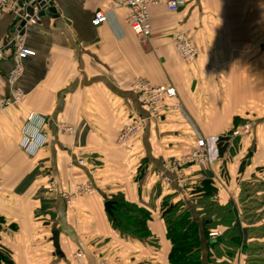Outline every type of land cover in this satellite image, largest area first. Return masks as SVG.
<instances>
[{
    "label": "crops",
    "instance_id": "obj_1",
    "mask_svg": "<svg viewBox=\"0 0 264 264\" xmlns=\"http://www.w3.org/2000/svg\"><path fill=\"white\" fill-rule=\"evenodd\" d=\"M53 8L57 18L25 27L34 55L23 61L16 84L24 98L0 110V252L12 264H169L162 203L182 200L191 210L187 192L200 196L195 187L208 178L214 191L208 201L231 216L227 229L221 213L206 223L223 235L236 227L232 236L251 249L247 264H264V0H185L172 14L151 7V36L143 44L124 22L128 9L112 0H54ZM97 11L107 20L94 27ZM14 19L0 11V42L14 31ZM177 33L196 50L189 64L172 45ZM15 64L7 47L0 101L10 97ZM143 81L173 88L180 112L147 119L134 91ZM30 114V134L38 140L33 157L19 146ZM137 116L147 119L142 134L117 147V135ZM223 136L227 147L207 175L193 165L196 174L183 171L186 185L173 175L169 184L161 179L168 161L196 140ZM80 182L96 194L74 195ZM116 196L149 213L148 237L112 227L103 204ZM53 231L62 258L54 254ZM238 248L229 264L246 263Z\"/></svg>",
    "mask_w": 264,
    "mask_h": 264
},
{
    "label": "built area",
    "instance_id": "obj_2",
    "mask_svg": "<svg viewBox=\"0 0 264 264\" xmlns=\"http://www.w3.org/2000/svg\"><path fill=\"white\" fill-rule=\"evenodd\" d=\"M44 3L43 8L53 7L54 0H42ZM114 4L120 5L128 9V14L124 19L125 24L132 32L134 37L139 43H145L151 36V21H150V8L163 6L169 13H175L184 3L185 0H112ZM0 11H4L18 17L19 21L16 22V27L7 41L0 42V60L5 54L7 47L12 48V52L16 61L14 69L9 74L8 83L10 85V97L0 101V110L5 107H12L19 105L24 98V91L16 86L19 81L24 67L23 61L34 53L28 50L25 46L24 29L29 24H37L40 22V17L37 16V10H34V15L26 21L23 28L19 27V22L28 18L24 9L18 7V0H0ZM107 16L104 11H97L93 14L91 23L94 27L101 26L106 23ZM172 45L177 53L179 60L184 64H189L196 57V50L190 39L183 33H177L173 37ZM260 45L264 47V33L260 39ZM136 100L141 108L146 112L147 119H155L165 114H175L181 107L177 100L176 92L171 87H153L148 82L143 81L134 86ZM137 116L133 121L127 124L116 138V145L119 148H127L133 141L138 138L146 125L147 119ZM33 115L30 114L27 122L22 129V139L20 141V148L33 157L37 151L36 141L30 134V122ZM65 132L73 133L71 129H65ZM42 145V144H41ZM35 146V150L33 147ZM195 150L192 154L188 153L182 155L179 159H170L166 165L165 174L161 175V179L169 184L171 183L170 177L173 175L175 179L184 180L185 168H191L193 165H206L208 158L206 157V144L205 141L199 140L195 145ZM180 182V181H179ZM182 184V182H180ZM3 189L2 180L0 178V191ZM50 191L56 192L53 184H51ZM76 191L83 193V195L91 196L95 193V187L89 183H84L76 186ZM68 203V201L66 200ZM221 233L219 231L208 230L209 243L216 242ZM80 254H78V257ZM107 264V263H100Z\"/></svg>",
    "mask_w": 264,
    "mask_h": 264
},
{
    "label": "trees",
    "instance_id": "obj_3",
    "mask_svg": "<svg viewBox=\"0 0 264 264\" xmlns=\"http://www.w3.org/2000/svg\"><path fill=\"white\" fill-rule=\"evenodd\" d=\"M227 141L228 139L226 136L219 137L217 139L216 147L219 156L222 155L227 147ZM204 184L207 185L208 182L205 181ZM195 190L197 192L205 190L207 194L214 193L213 188ZM111 200L117 202L116 212H114L113 215L114 218L111 219L109 217L111 225L115 230H118L121 234H135L140 238H146L149 236V232L146 228V223L149 220V213L127 204L120 196H116ZM167 200L165 199L162 203V219L164 220L166 226V237L172 246L168 256L169 264H201V259L199 258V254L202 251L201 236H204V239L207 240L208 229L206 222L208 220L205 219L202 221L205 230L202 234L199 229L200 227L191 220L189 213H183L182 215L176 217L174 221H170L167 216H173V212L175 211L177 205L167 204ZM207 242H209V240H207ZM216 242H219V240ZM206 245L208 246L210 244L207 243ZM204 255L205 257H208L205 252ZM2 263L12 264L8 257L0 252V264Z\"/></svg>",
    "mask_w": 264,
    "mask_h": 264
},
{
    "label": "rangeland",
    "instance_id": "obj_4",
    "mask_svg": "<svg viewBox=\"0 0 264 264\" xmlns=\"http://www.w3.org/2000/svg\"><path fill=\"white\" fill-rule=\"evenodd\" d=\"M180 110L177 113H175V114H178L180 112ZM247 131H245V132H247ZM198 140L205 141V144H206V157L208 158V162L204 166L203 165H197L196 167H199V171L205 172L206 175H207V171L206 170L207 169H210V171L212 170L211 168H209V165L212 162H214L215 160L217 162L218 159H219L218 158L219 154H218V150H217V147H216V140L217 139L214 140V138H213V139L205 140V139L202 138V139H198ZM196 143H197V140H196ZM210 143H212V146H209ZM194 148H192L191 150L188 151V155L193 153V151L195 150ZM217 154H218V157H217ZM180 157H182V156L174 157V159H179ZM185 171L188 173L189 176L196 174V173L193 172L194 170H192L191 168H185ZM195 172H197V171H195ZM183 176H184V180L177 179L178 180L177 182H179V181L182 182V184L179 182V184L182 185V186L186 185L188 183V177L186 175H183ZM205 179L206 180H204L203 182L205 183V181H206V182H208V184L206 185V184L203 183L204 185L201 184L200 186L195 187V189H199V188L200 189H212L213 188V182L210 181L211 179L210 180H207L208 178H205ZM78 184L81 185L82 182H80ZM193 185H195V184H193ZM196 185H198V184H196ZM76 186H78V185H76ZM203 186H204V188H203ZM194 191H195L196 194H199L200 196H194L193 192H187V193H189V197L188 198L190 199L189 202H190L191 210H188L187 207L185 208V204L182 203V200H179L177 203L172 202L171 200H167V204H171V205L176 204L177 205L175 211L173 212V216H171V215L167 216L168 220L174 221V219L176 217H178L179 215H182L183 213H189L190 217H191V215H194V218L196 219V224H197V226L200 227L199 229L201 230L200 232L202 234L205 231L202 221L205 220V219H211L215 215H217V216H215L216 218H218V217L220 218V213H221L222 223L225 224V227L223 226V228L227 229L228 224H229V219H230V216H231L230 211L222 210L221 212H219L218 209L215 207V204H213L214 202H212V201L209 202L208 201L209 197H214L213 194H210V193L207 194L205 192V190H201L202 193L197 192L196 190H194ZM206 191H208V190H206ZM74 192H75L74 195H76L77 197L87 196V195H83V193L77 192L76 189H74ZM204 193H206V194H204ZM95 194H96V192L93 195L87 196V197H92ZM68 204H69V202H68ZM198 209H200L201 211H199ZM218 213H219V215H218ZM200 225H202V226H200ZM206 226H207V229L209 231H214V230L219 231V228H218L219 226L214 225V223L211 224V225L208 224ZM235 230H237L236 227L234 229H232L231 231L225 232L224 235L219 231L221 233V236L219 237L220 238L219 239V243H217V245H212V246H210L211 243L207 242L208 237H207V240H206V239H204V236H201L202 252H205L207 254V256H208V257L204 258V257H201V254H199V258L201 259V264H229L230 263V258L235 256V252L232 251V249L236 248V247H239L238 250L241 249L240 253L244 254V256L248 255V253H250L251 249H249V251H248V248L246 247V243L245 242L242 243L241 241H239L240 240L239 238H236L234 236L236 234ZM233 231H234L235 234L232 236L231 233H233ZM223 232H224V229H223ZM207 243H209L210 245L207 246L206 245ZM255 252H258V251L255 250L254 253ZM245 253H246V255H245ZM246 257H247L246 260L244 259L245 262H246L245 264L251 262V260H248V257H250V256L248 255Z\"/></svg>",
    "mask_w": 264,
    "mask_h": 264
},
{
    "label": "water",
    "instance_id": "obj_5",
    "mask_svg": "<svg viewBox=\"0 0 264 264\" xmlns=\"http://www.w3.org/2000/svg\"><path fill=\"white\" fill-rule=\"evenodd\" d=\"M43 6H44V3L42 0H18V7L21 9H24L26 15L28 16L26 20L19 22L18 24L19 27L23 28L25 26L26 21H28V19L34 15L35 9L37 10V16L40 18L44 16H54L55 18L58 17V15H56V10L53 7H48L45 9L43 8ZM14 21L18 22L19 18L15 17ZM116 206H117V202L115 201H112V200L104 201V204H103L104 211L106 215L110 217L111 219L114 218L113 215H114V212H116ZM51 242H52L55 256H57L58 258H62L63 254L60 251L57 231L52 232Z\"/></svg>",
    "mask_w": 264,
    "mask_h": 264
},
{
    "label": "bare ground",
    "instance_id": "obj_6",
    "mask_svg": "<svg viewBox=\"0 0 264 264\" xmlns=\"http://www.w3.org/2000/svg\"><path fill=\"white\" fill-rule=\"evenodd\" d=\"M33 150H35V146L33 147Z\"/></svg>",
    "mask_w": 264,
    "mask_h": 264
}]
</instances>
